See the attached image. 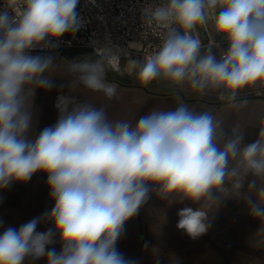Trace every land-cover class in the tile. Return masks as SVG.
<instances>
[{
    "label": "clouds",
    "instance_id": "obj_1",
    "mask_svg": "<svg viewBox=\"0 0 264 264\" xmlns=\"http://www.w3.org/2000/svg\"><path fill=\"white\" fill-rule=\"evenodd\" d=\"M78 4L0 3V192L42 173L52 202L19 227L0 220V264H139L118 243L153 199L182 205L176 228L193 240L228 201L242 204L264 234V119L248 141L239 124L184 98L236 105L245 93L264 95V0H145L142 37L156 42L129 45L142 57L126 60V74L144 87L166 85L176 103L138 119L108 111L119 100L108 76L121 51L97 48L96 58L61 62L51 54L83 27ZM57 75L68 93L56 97V121L37 132L36 92L52 91ZM142 248L154 264H181L149 241Z\"/></svg>",
    "mask_w": 264,
    "mask_h": 264
},
{
    "label": "crops",
    "instance_id": "obj_2",
    "mask_svg": "<svg viewBox=\"0 0 264 264\" xmlns=\"http://www.w3.org/2000/svg\"><path fill=\"white\" fill-rule=\"evenodd\" d=\"M211 23L200 30L202 39H207ZM85 53L81 56L79 53ZM57 62L90 56L87 50H70L54 53ZM122 63L120 72L110 71L108 78L119 86V100L112 102L108 111L110 115L128 119H138L153 107H174L176 100L169 94L166 85L153 83L141 86L128 76L127 65ZM54 88L45 92L37 90L34 98L35 130L53 124L58 116L54 103L58 94H67V79L54 77ZM63 86V87H62ZM80 99L85 97L76 93ZM96 102L103 103L100 94H91ZM196 106L211 107L217 117L225 123L239 124L246 131V139L256 138L257 126L264 119V95L245 93L241 99L245 103L232 105L213 97H184ZM49 189L46 176L35 174L27 183L14 184L10 189L0 192V220L4 226L19 225L39 216L52 206L48 197ZM182 205L167 208L153 199L137 217L126 225L124 237L118 243V249L129 258H135L139 264H154L150 251L143 250L144 241L157 245L165 256L178 258L181 264H264V234L257 232L259 223L251 219L244 206L236 201H228L215 214L212 227L200 238L193 240L176 228L177 209ZM157 210H164V219ZM43 230V226L41 227ZM3 228L0 227V233ZM37 264H43L38 261Z\"/></svg>",
    "mask_w": 264,
    "mask_h": 264
},
{
    "label": "built area",
    "instance_id": "obj_3",
    "mask_svg": "<svg viewBox=\"0 0 264 264\" xmlns=\"http://www.w3.org/2000/svg\"><path fill=\"white\" fill-rule=\"evenodd\" d=\"M144 3L145 0H79L77 11L84 20L83 27L74 36L65 35L51 54L87 50L96 58L97 48L121 51V63L114 70L120 72L122 63L128 58L142 57V52L130 48V44L156 42L153 37L147 41L142 37L141 9ZM123 52L128 56L125 57Z\"/></svg>",
    "mask_w": 264,
    "mask_h": 264
},
{
    "label": "rangeland",
    "instance_id": "obj_4",
    "mask_svg": "<svg viewBox=\"0 0 264 264\" xmlns=\"http://www.w3.org/2000/svg\"><path fill=\"white\" fill-rule=\"evenodd\" d=\"M79 55L84 56V55H86V54L81 52V53H79Z\"/></svg>",
    "mask_w": 264,
    "mask_h": 264
}]
</instances>
